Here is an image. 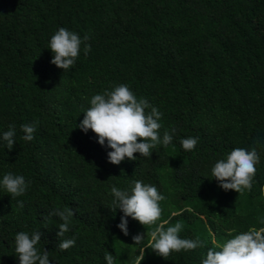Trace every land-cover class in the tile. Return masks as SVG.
Listing matches in <instances>:
<instances>
[{
	"label": "trees",
	"instance_id": "16d2710c",
	"mask_svg": "<svg viewBox=\"0 0 264 264\" xmlns=\"http://www.w3.org/2000/svg\"><path fill=\"white\" fill-rule=\"evenodd\" d=\"M64 27L81 45L74 66L51 63V37ZM120 84L162 113L151 157L108 162L107 149L78 124L96 94ZM150 111V109L148 110ZM38 122V123H37ZM36 124L25 141L21 125ZM15 126L7 149L3 133ZM198 138L185 151L183 138ZM257 148L251 190L224 191L212 168L235 148ZM23 175L29 186L12 199L0 186V264H19L15 236L40 231L37 245L50 264H202L209 249L251 228L264 227V0H0V181ZM155 185L162 215L156 225L128 218L117 227L112 186ZM24 202V207L18 205ZM71 208L70 230L58 238L54 209ZM180 222V237L203 247L167 259L148 247L150 235ZM144 233L135 245L132 237ZM75 245L61 251L60 240Z\"/></svg>",
	"mask_w": 264,
	"mask_h": 264
},
{
	"label": "clouds",
	"instance_id": "9594fccd",
	"mask_svg": "<svg viewBox=\"0 0 264 264\" xmlns=\"http://www.w3.org/2000/svg\"><path fill=\"white\" fill-rule=\"evenodd\" d=\"M89 40L88 36L81 37L64 27L51 37L49 49L53 53L51 63L65 70L71 69L80 55L81 45L84 44L85 55L91 51V45L84 43ZM150 109V111H148ZM162 117L159 110L150 105L144 98H137L127 85L120 84L103 94H96L90 100V107L84 112L83 120L78 128L84 133L91 130L95 133L101 146L111 149L107 152L108 162L114 165L121 164L125 158L136 160V153L141 157H151L152 150L162 144L167 147L173 140L175 129L172 133L164 132L161 139L158 122ZM38 123V122H37ZM24 133L23 139H34L36 124L21 125ZM15 126L9 125V130L3 133V140L7 143V149H13L16 141ZM185 151L195 149L198 138L188 137L180 141ZM260 162V156L256 147L250 151L244 148H235L226 158L219 159L213 166L212 177L218 181L219 187L224 191L235 190L242 193L245 189L251 190L253 178L256 175V165ZM6 193L12 199L23 196L29 186L23 175L7 173L0 181ZM111 195L114 197L113 204L116 211L119 209L123 215L117 227L129 235L128 218L138 221L141 225H156L162 215L160 201L165 197L160 194L157 187L145 184L142 181H133L130 191L121 190L112 186ZM19 207H24V202H18ZM49 215L59 217L57 236L62 238L70 230L71 218L75 212L71 208L54 209ZM264 223V220L261 221ZM183 225L180 222L167 229L162 224L158 225L146 235H150L148 247L157 255L167 259L172 252L181 250H195L204 246V242L197 239H184L180 237ZM135 245H140L145 239L144 233H138L132 237ZM42 240V233L35 231L18 232L15 236V253L19 264H50L49 252L44 249L41 253L37 245ZM75 245L74 239L60 240L58 247L61 251ZM221 250L209 249L202 264H264V227L251 228L247 232L235 235L220 246ZM107 264H114L112 253H105ZM144 259L143 252L137 260L141 264Z\"/></svg>",
	"mask_w": 264,
	"mask_h": 264
}]
</instances>
